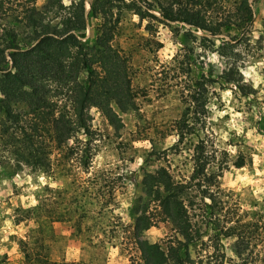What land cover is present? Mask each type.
<instances>
[{
  "label": "trees",
  "instance_id": "16d2710c",
  "mask_svg": "<svg viewBox=\"0 0 264 264\" xmlns=\"http://www.w3.org/2000/svg\"><path fill=\"white\" fill-rule=\"evenodd\" d=\"M39 1L0 0L4 32L0 38V144L5 158L36 174L53 171V156H59L65 167L77 159L81 168L90 169L91 109H98L120 129L122 115L138 108L132 57L115 44L126 13L146 21L149 33L159 23L169 24L177 33L202 31L210 44L226 34L230 40L223 41L227 64L222 69L211 66L200 77L192 76L187 53L177 69L189 79L183 98L187 107L173 124L177 140L172 149L191 153L192 170L183 176L162 165L144 173L145 201L131 225V247L138 253V264H264V251L257 250L259 241L264 242L263 232L257 235L254 222H245L229 210L222 212L221 205L226 203L220 179L228 165L227 152H220L213 143L210 127L196 124L198 116L209 114V106H214L212 100L219 96L216 86L245 103L264 106V97L236 63L235 48L248 33L240 39L230 34L245 32L252 25L250 0H44L41 5ZM246 162L241 155L234 165L241 168ZM65 169L62 172L68 176ZM107 181L92 180L88 188L97 192L80 204L81 214L89 215L91 205L101 206L100 211L110 206L101 194L102 184L111 183ZM42 208L37 204L28 209L33 213L28 218H40ZM151 209L156 211L155 220ZM66 215L57 212L48 217L55 222ZM67 216L80 231L81 215ZM161 222H169L174 234L169 242L152 249L142 240L143 232ZM231 238L244 246L236 259L224 249L223 240ZM20 244L26 264H53L47 255L30 250L28 241L20 239ZM193 249H197L195 255Z\"/></svg>",
  "mask_w": 264,
  "mask_h": 264
},
{
  "label": "rangeland",
  "instance_id": "374dc122",
  "mask_svg": "<svg viewBox=\"0 0 264 264\" xmlns=\"http://www.w3.org/2000/svg\"><path fill=\"white\" fill-rule=\"evenodd\" d=\"M38 3L41 5L44 0ZM250 3L252 25L245 32L232 30L230 34L240 39L248 33L246 40L235 48L236 63L258 95L264 97V0ZM10 6L16 7L14 3ZM146 23L132 12L124 15L115 44L132 57L138 108L122 115L120 129L98 109H91L93 157L89 170L81 168L77 159L65 167L59 156H53V171L36 174L5 158L7 153L0 144V264H26L20 239L28 241L35 254L47 255L53 264H138L130 232L145 201L144 173L162 165L183 176L192 170L191 153L172 149L177 140L173 124L187 107L183 98L188 93L184 86L189 79L177 69L186 53L192 62V76L200 77L211 66L222 69L227 64L222 56L223 41L230 40V36L222 34L216 44H210L202 38V31L177 33L174 26L160 23L155 32L149 33ZM1 37L4 32L0 25ZM158 43L162 44L159 49ZM216 91L219 96L213 98L214 106H209V114L198 116L201 119L197 118L196 124L210 127L213 143L220 152H227L228 165L220 179L226 203L221 205L225 207L222 212L229 210L245 222H254L257 235L264 234V106L245 103L230 91H220L219 86ZM241 155L247 162L237 168L234 162ZM62 168L67 169L68 176ZM96 177L111 181L104 182L101 190L110 206L100 211L101 206L91 205L89 215L81 214L80 204L92 200L97 192L91 189ZM113 181L118 182L111 188ZM80 182L84 184L83 197ZM37 204L43 206L42 216L36 220L28 218L33 215L28 209ZM57 212L81 215V230L74 227L67 215L63 220L50 222L48 215ZM149 214L155 220L156 211L151 209ZM173 234L172 225L161 222L145 229L142 240L155 249L169 242ZM259 243L257 250L264 251V242ZM223 244L228 257L233 259L244 247L236 238L225 239ZM196 250L193 249V255Z\"/></svg>",
  "mask_w": 264,
  "mask_h": 264
},
{
  "label": "water",
  "instance_id": "95a60500",
  "mask_svg": "<svg viewBox=\"0 0 264 264\" xmlns=\"http://www.w3.org/2000/svg\"><path fill=\"white\" fill-rule=\"evenodd\" d=\"M90 7H89V5H88V9H89ZM220 36H222V35H218V38L220 37Z\"/></svg>",
  "mask_w": 264,
  "mask_h": 264
}]
</instances>
